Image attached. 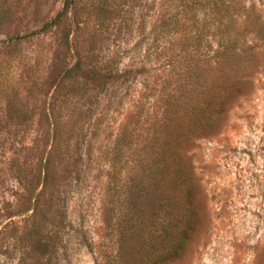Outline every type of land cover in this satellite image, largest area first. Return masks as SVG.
<instances>
[{
	"label": "rangeland",
	"instance_id": "1",
	"mask_svg": "<svg viewBox=\"0 0 264 264\" xmlns=\"http://www.w3.org/2000/svg\"><path fill=\"white\" fill-rule=\"evenodd\" d=\"M68 1L0 0V264H45L46 239L66 247L68 258L62 260L57 248V262L93 264L92 254L75 244L77 229L94 253L107 245L103 212L113 184L107 174L124 110L119 103L106 110L108 92L78 94L76 84L52 74L59 60L73 63L78 45L97 60L133 50L153 29L154 0H73L65 9ZM231 1L228 10L216 2L220 18L253 6L264 24V0ZM68 27L71 50L63 39ZM53 126L68 134L73 148L70 157L53 160L55 175L44 187L39 167ZM78 156L83 165L69 175L67 159ZM187 156L202 190L204 229L184 259L172 264H264V64L250 91L229 107L220 133L196 141ZM61 210L68 222L59 220Z\"/></svg>",
	"mask_w": 264,
	"mask_h": 264
},
{
	"label": "trees",
	"instance_id": "2",
	"mask_svg": "<svg viewBox=\"0 0 264 264\" xmlns=\"http://www.w3.org/2000/svg\"><path fill=\"white\" fill-rule=\"evenodd\" d=\"M217 1L154 0L153 29L133 50L118 49L97 60L78 45L82 50L74 49L73 63L61 64L62 59L55 67L52 75L76 84L78 94L108 92L106 110L115 103L124 110L110 153L107 176L113 184L106 192L102 254L75 230V244L92 254L93 264H172L184 259L204 229L202 190L187 151L220 133L229 107L250 91L264 64L261 15L253 6L245 10L243 2L246 13L220 18L219 7L228 10L233 1L221 0L219 7ZM72 5L69 0L65 9ZM64 31L71 50L73 33L69 27ZM47 132L52 144L39 167L44 187L55 175L53 160L70 157L73 148L60 128ZM68 163L66 172L75 175L82 156ZM33 204L35 212L38 203ZM46 206L40 207L43 216L49 214ZM58 218L68 222L64 210ZM43 242L45 264H62L55 259L57 248L63 249L62 260L68 258L61 242Z\"/></svg>",
	"mask_w": 264,
	"mask_h": 264
}]
</instances>
